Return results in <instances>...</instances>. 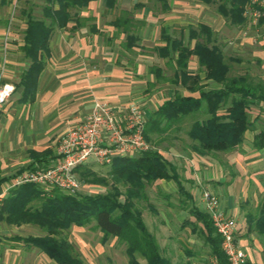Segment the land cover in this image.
<instances>
[{
	"label": "trees",
	"instance_id": "trees-1",
	"mask_svg": "<svg viewBox=\"0 0 264 264\" xmlns=\"http://www.w3.org/2000/svg\"><path fill=\"white\" fill-rule=\"evenodd\" d=\"M90 1L94 0H43L40 16H33L31 10L25 13L21 49L29 65L20 75L18 83L23 88L21 100L34 98L37 77L44 66L53 32L65 27L70 21L79 25L78 12L87 7ZM104 1L109 10L114 9L118 2ZM148 1H155L162 11L169 9L168 0ZM201 1L215 5V10L232 25L246 22L244 11L249 0ZM3 3L4 0H0V6ZM110 24L117 32L124 34L122 46L132 52L139 40L132 12L121 9ZM162 39L164 44L155 45L152 50L173 64L174 72L169 81L175 85L182 84L190 90L199 89V95L177 94L173 99L163 101L145 120V138L150 141V134L166 133L184 116L195 113L194 120L186 130L187 136L193 141V152L203 156L211 152L234 150L244 140V132L255 129L259 118L257 109H262L264 104V80H254L249 73L228 76L229 64L215 42L214 33L203 23L189 28L188 44L171 35H163ZM191 41L193 45H190ZM193 54L197 56L205 79L219 83V88L201 89L198 85L201 80L199 74L188 69V61ZM152 70L158 79H164L159 68ZM198 112L206 116L198 118L195 116ZM254 113L256 117L252 119ZM252 146L255 149L264 148V129L254 134ZM34 155L36 158L32 163L20 171L43 165L47 160V156ZM109 166L107 175L111 181L104 193L74 194L56 188L51 193H45L30 183L11 188L0 201V220L9 225L27 223L36 226L42 234L14 236L13 240L37 248L56 264H85L67 239L66 232L73 226L83 227L92 222L104 239L112 237L124 243L127 264H190L174 263L162 254L156 236L147 229L141 211L136 206L137 201L148 200L146 186L161 179L175 182L179 193L192 201L181 183L176 166L156 148L133 156H114ZM72 171L85 182L105 183L104 178L97 176L92 163L78 164ZM4 180L0 179V182ZM190 213L202 223L201 227L192 225L191 231H198L203 236L209 256L215 264H227V257L220 247L221 238L208 213L199 210L194 204ZM251 219V215L248 216V231L254 230L264 239L263 204L254 220ZM243 264L264 263L247 259Z\"/></svg>",
	"mask_w": 264,
	"mask_h": 264
},
{
	"label": "crops",
	"instance_id": "crops-1",
	"mask_svg": "<svg viewBox=\"0 0 264 264\" xmlns=\"http://www.w3.org/2000/svg\"><path fill=\"white\" fill-rule=\"evenodd\" d=\"M11 1L4 0L0 6V57L3 39L8 36L4 81L14 87L8 100L0 106V179H5L0 182V191L12 176L32 163L36 158L34 154L46 156L52 150L55 153L59 137L66 127L82 121L94 109L96 101L107 102L114 107L134 103L144 111L146 120L163 101L173 99L177 94L197 97L199 89L190 90L165 78L164 83H159L152 69L159 68L164 75L169 63L158 56L152 47L164 44L163 35L181 38L188 44L189 28L198 23L207 25L217 37L225 22L221 14L215 9L210 10L209 4L201 0H168L169 9H160L159 12L150 10L148 0H137L134 6L138 12L133 16L139 40L138 46L129 52L122 46L124 34L117 32L110 24L116 15L111 16L112 12L105 7L104 0L90 1L87 7L78 12L79 25L70 21L51 35L44 66L37 77L34 98L24 101L21 100L23 88L18 83L20 75L29 65L21 49L26 16H18L11 22L8 10H4L3 15L2 9L7 8ZM7 23L13 25L5 31ZM146 43L153 44V55L144 49ZM190 45H193V41ZM139 48L141 51L133 57L132 53ZM257 56L263 57L260 53ZM198 68L197 56L193 54L189 58L188 69L197 73L194 71ZM197 74L201 79L198 83L201 89L220 87L219 83L205 79L204 71L200 70ZM255 117L256 114H252V119ZM258 131L256 125L255 129L246 130L244 140L238 145L242 150H236L237 146L230 151V163L241 174H247V201L255 213H259L264 205V148L255 149L252 146L254 134ZM167 152L169 155L164 156L176 166L181 183L187 194L191 195L193 203L179 193L172 180L156 182L168 184L183 197L182 203L189 201L191 206L199 205V210H206L201 194L208 189L218 196L227 214H236L237 211L230 206V197L225 193L224 199L219 196V182L223 183V179L219 178L218 158L214 160L193 151ZM7 170L14 172L5 175ZM229 186L233 187L231 184ZM194 218L196 225L201 227L202 223ZM237 234L238 229L236 238ZM10 254L8 250L5 252L4 264L11 263Z\"/></svg>",
	"mask_w": 264,
	"mask_h": 264
},
{
	"label": "rangeland",
	"instance_id": "rangeland-1",
	"mask_svg": "<svg viewBox=\"0 0 264 264\" xmlns=\"http://www.w3.org/2000/svg\"><path fill=\"white\" fill-rule=\"evenodd\" d=\"M136 1L120 0L119 5L117 4L112 11L110 10L112 12L111 16H117L121 9H128L135 15L138 12L134 6ZM147 2L152 12H159L160 6L155 1ZM42 5L43 0H12L7 8L2 9V14L4 15V10H8L9 18L11 22H14L16 17L25 16V13L29 10L32 11L33 16H40ZM209 8L214 10L215 5L209 4ZM244 15L246 22L242 25H232L225 21L223 29L220 33H217V37L215 36V42L222 50L225 61L229 64L228 76L249 73L254 80L258 78L264 80V29L252 22L251 15L248 12L244 11ZM12 25L13 23H7L5 31H8V28L12 27ZM146 44L147 46L144 49L150 55H153L151 51L153 44ZM140 51V48L135 50L132 53L133 57H136L137 52ZM258 53L263 57H258ZM128 59L131 61L130 56ZM168 67V69H165L164 75L162 74L165 79L173 76L172 65L169 64ZM200 70L201 68H198L194 72L199 73ZM165 79H159V83H164ZM262 106V109H257L259 118L255 123L259 129H264V104ZM193 115L184 116L166 133L150 134L149 142L151 148L160 150L166 156L169 155L167 150L186 153L193 151L191 147L193 141L186 134V130L195 118ZM195 116L202 118L206 114L198 112ZM236 150L241 151L242 147L238 146ZM231 154L232 152L230 151L211 152L207 156L213 157L214 160L219 159V178L223 179V183L219 182V191H221L219 196L222 199H224L223 195L225 194L227 197L229 196L230 206L237 211L236 214L231 216L236 221L238 229L236 240L238 244L247 253V259L257 263H264L263 237L254 230H247L248 216L251 215V218H253L251 220H254L258 214L254 212V208L249 207L247 201V174L245 172L241 174L234 164L230 163ZM46 156L47 160L43 165L50 163L54 158L53 150ZM91 160L92 157H90L89 161ZM89 163H92L97 176L105 179V183L85 182L77 175L79 185L74 194L104 193L109 189L111 181V178L107 175V171L110 168L109 164ZM13 172V170H7L4 174L9 175ZM239 176L240 178H238ZM173 184L175 185L174 182ZM230 184L233 187L229 186V190L228 185ZM5 187L0 191V199L8 193ZM145 191L148 200L137 201L136 206L141 211L147 229L156 236L162 254L174 263L215 264L214 259L208 254V247L204 243L203 236L198 231H191L192 225H196V220L189 211L191 202L183 201L184 203H182L183 197L174 191L171 186L161 182H153L147 185ZM198 207L200 206L198 205ZM202 211L208 213L206 210ZM184 221H187V223H184ZM251 222L254 226L253 221ZM38 234H42V232L31 224L22 223L16 226L6 224L0 220V264H4V254L7 250L11 253L10 264H55L37 248H30L21 241L13 240L14 236ZM66 237L72 243L75 251L82 256L85 264H127L124 243L112 237L104 239L102 233L94 226V222L83 227L73 226L66 232ZM138 259L144 263L142 258L139 257Z\"/></svg>",
	"mask_w": 264,
	"mask_h": 264
},
{
	"label": "built area",
	"instance_id": "built-area-1",
	"mask_svg": "<svg viewBox=\"0 0 264 264\" xmlns=\"http://www.w3.org/2000/svg\"><path fill=\"white\" fill-rule=\"evenodd\" d=\"M245 12L251 15L252 22L264 29V0H249ZM7 39L5 36L0 57V92L11 87L9 94L0 101H7L13 85L4 81L7 58ZM145 116L140 106L134 103L112 106L107 102L96 101L94 109L80 122L66 127L50 163L24 169L11 177L5 189L34 184L43 192L51 193L60 189L75 193L79 182L72 169L81 163L110 164L114 156H133L151 148L145 138ZM90 157L92 160L89 161ZM201 200L210 220L221 238L220 247L226 255L227 264H243L247 253L236 240L235 218L227 214L216 194L204 189Z\"/></svg>",
	"mask_w": 264,
	"mask_h": 264
},
{
	"label": "clouds",
	"instance_id": "clouds-1",
	"mask_svg": "<svg viewBox=\"0 0 264 264\" xmlns=\"http://www.w3.org/2000/svg\"><path fill=\"white\" fill-rule=\"evenodd\" d=\"M10 91L11 87L8 86L4 92H0V101H3V99L9 94Z\"/></svg>",
	"mask_w": 264,
	"mask_h": 264
}]
</instances>
